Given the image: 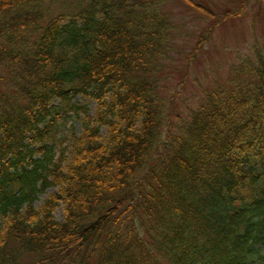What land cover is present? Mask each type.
Returning <instances> with one entry per match:
<instances>
[{
	"label": "trees",
	"instance_id": "obj_1",
	"mask_svg": "<svg viewBox=\"0 0 264 264\" xmlns=\"http://www.w3.org/2000/svg\"><path fill=\"white\" fill-rule=\"evenodd\" d=\"M167 1L0 0V264H264V46L174 113Z\"/></svg>",
	"mask_w": 264,
	"mask_h": 264
},
{
	"label": "rangeland",
	"instance_id": "obj_2",
	"mask_svg": "<svg viewBox=\"0 0 264 264\" xmlns=\"http://www.w3.org/2000/svg\"><path fill=\"white\" fill-rule=\"evenodd\" d=\"M77 1L81 0H55L50 15L66 13L61 8ZM198 1L217 17L212 19L182 0H168L164 6L178 34L174 35L170 67L162 74V92L168 95L170 90L178 91L172 112L183 116L202 102L204 91L215 80L224 82L228 79L232 65L250 54L254 44L264 46V0ZM200 35H204L206 41L188 62L186 54H191ZM180 83L182 86H178ZM68 127L67 124L66 129ZM76 127L79 128L78 123ZM53 192L54 188L48 189V193ZM44 198L45 195H41L36 204ZM62 214L63 207H59L55 216L60 220ZM34 260L32 254L21 253L20 264H33Z\"/></svg>",
	"mask_w": 264,
	"mask_h": 264
}]
</instances>
